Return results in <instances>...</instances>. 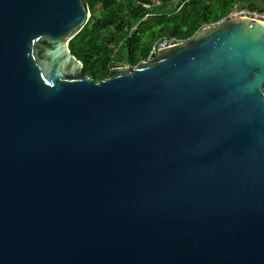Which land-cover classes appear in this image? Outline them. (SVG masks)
Returning a JSON list of instances; mask_svg holds the SVG:
<instances>
[{"label": "water", "instance_id": "1", "mask_svg": "<svg viewBox=\"0 0 264 264\" xmlns=\"http://www.w3.org/2000/svg\"><path fill=\"white\" fill-rule=\"evenodd\" d=\"M90 16L0 0V264H264V22L95 81Z\"/></svg>", "mask_w": 264, "mask_h": 264}, {"label": "trees", "instance_id": "2", "mask_svg": "<svg viewBox=\"0 0 264 264\" xmlns=\"http://www.w3.org/2000/svg\"><path fill=\"white\" fill-rule=\"evenodd\" d=\"M91 16L69 46L95 81L111 67L137 66L163 37L190 38L199 28L223 19L235 3L264 11V0H85ZM154 56V55H153Z\"/></svg>", "mask_w": 264, "mask_h": 264}, {"label": "built area", "instance_id": "3", "mask_svg": "<svg viewBox=\"0 0 264 264\" xmlns=\"http://www.w3.org/2000/svg\"><path fill=\"white\" fill-rule=\"evenodd\" d=\"M242 16H247L251 17L257 20H260L264 22V11L258 10V9H252L246 6H240L238 3H235L231 10L228 12V14L223 18V19H228V18H237V17H242ZM179 40L173 37H163L157 42L152 47L150 56L148 59H150L153 55H155L156 51L158 48L161 47H166L172 44H175ZM122 65V64H120ZM124 65V64H123ZM133 68H136L133 67Z\"/></svg>", "mask_w": 264, "mask_h": 264}]
</instances>
